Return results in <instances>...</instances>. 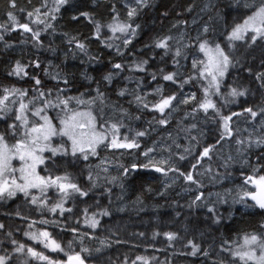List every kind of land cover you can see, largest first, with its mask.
I'll list each match as a JSON object with an SVG mask.
<instances>
[{"label": "trees", "instance_id": "16d2710c", "mask_svg": "<svg viewBox=\"0 0 264 264\" xmlns=\"http://www.w3.org/2000/svg\"><path fill=\"white\" fill-rule=\"evenodd\" d=\"M49 1L15 0L13 7L12 0H0V98L4 89L13 88L45 92L42 106L45 100L57 101V96L76 97L88 103L82 106L74 99L70 108L89 109L99 122L117 124L119 138H135L140 147L101 146L87 160L81 155L46 159L38 169L41 175L67 174L88 195L67 198L66 209L71 211L62 216L58 209L50 215L54 204L47 194L38 196L45 201L41 206L30 202L31 195H16L0 203V224L4 226L0 228V256H5L6 264H48L28 258L29 247L62 264L67 261L65 253H80L87 264H180L188 258L189 264H201L202 256L189 255V241L209 252V264H216L229 252L222 249L235 248L242 237L264 236V209L234 203L246 191L252 192L250 184L244 183L246 177L264 175V146L256 143L264 140V40L252 42L253 34L233 43L225 40L226 33L261 0H147L146 5L134 6L132 17L128 1L133 4L134 0H68L53 14ZM36 9L52 18L45 25L34 24ZM9 13L16 17L15 22ZM24 23L40 33L39 43L19 27ZM110 25H131L135 35H130L127 44L123 39L116 41ZM165 40L167 48L156 47ZM205 41L219 43L231 61L219 94L209 90L208 98L219 114L198 107L205 98V79L190 80L180 87L182 81L198 77L192 62L200 56L199 44ZM78 43L85 48L81 50ZM17 62L27 75L9 74ZM115 64L122 67L117 69ZM171 73H177L175 83L163 79ZM109 74L111 79H105ZM32 77L41 84L36 86ZM233 88L245 94L232 97ZM191 93L195 99L182 103ZM171 95L176 99L162 114L155 105ZM248 108L257 116L245 111ZM0 116H4L0 132H7L14 114ZM226 116H232L231 134L224 130L222 117ZM161 119L167 122L160 124ZM140 131L145 135L137 136ZM6 139L9 144L15 142L10 135ZM149 148L154 151L146 157L143 153ZM205 148L211 149L209 155L200 159ZM149 159L165 170L179 171L165 174L154 167H140ZM180 172H191L198 183L185 180ZM201 193L202 198L196 200ZM247 201L252 204L249 198ZM41 207L48 217L40 212ZM93 210L108 212L95 232L81 227L85 213ZM45 220L47 224L42 223ZM43 231L64 251L45 248L48 241L40 235ZM167 233L175 234L176 239L170 241ZM31 234L38 239H31ZM20 245L25 247L17 252Z\"/></svg>", "mask_w": 264, "mask_h": 264}, {"label": "snow or ice", "instance_id": "6c2138e0", "mask_svg": "<svg viewBox=\"0 0 264 264\" xmlns=\"http://www.w3.org/2000/svg\"><path fill=\"white\" fill-rule=\"evenodd\" d=\"M58 6H62L68 3V0H56ZM138 4H145L146 0H136ZM12 6L15 7V0H12ZM248 7V5H245ZM254 10L250 15L244 19L243 24L236 25L233 28L232 32L227 36L229 42L233 40H242L244 38V34L248 31H251L253 35L250 37L252 42H255L258 38H264V0H261L258 7L253 5ZM59 11V7L55 9ZM135 9L129 11V17H132L135 14ZM35 12L39 14L40 10L36 9ZM29 17L33 15L32 12L27 13ZM85 17L88 16V13H81ZM9 18L12 21H16V17L9 13ZM77 17H73L76 19ZM55 19V17H53ZM19 27L23 29L24 32L32 33L33 38L39 43L40 33L38 31H34L27 23L19 24ZM51 27V25H49ZM112 28L113 32L119 31L124 34L129 33V29L132 27L131 25H116L115 27L109 26ZM137 27H139L137 25ZM207 31V29H205ZM96 32L99 34L100 26H96ZM131 35H135V29H132ZM3 39V37H0ZM170 39V38H169ZM128 39H125V44L129 43ZM81 50L85 48L84 44H77ZM156 47L159 48H167V41H161L156 44ZM199 51L202 52L205 56V60L194 59L192 62L193 69H198V77L193 76L188 80H184L180 83V87L183 88V85L189 83L190 80L195 79H205L207 80V86L203 88L205 98L202 102L199 103V109H202L205 113L208 112L209 109H212L219 114V109L216 107V104L209 99V90L215 89L213 94H219L220 89V79L225 76L228 71L229 65L231 63L229 55L226 54L223 48H221L220 44L217 43L215 47H210L207 44V41L199 44ZM176 56L180 55L179 50L175 53ZM147 61H142V64H146ZM36 67H39V63H36ZM115 68L120 69L122 65L115 64ZM143 70V68H141ZM21 73L27 75L24 67L17 62L16 66L13 68L10 75L20 76ZM177 73L166 74L163 76L165 81L176 82ZM156 79L155 75L152 77ZM210 78V79H209ZM259 78V77H258ZM36 86L41 84L40 79L36 77H32ZM105 79L110 80L111 74L105 77ZM67 83V81H65ZM38 90V89H37ZM5 93L2 98H0V113H6L8 111L7 106L5 105V101L9 99L10 95H15L19 93L21 97L27 95V90H22L18 88H13L11 90L4 89ZM51 93L49 92L48 95ZM245 93L242 91H237V89L233 88L230 92L232 97L243 96ZM102 95V94H100ZM120 95H124L123 92ZM40 97H45L46 94L43 91H39ZM76 100L78 104L88 103L84 100H80L76 97H66L61 99L57 96V102L53 103L52 101L45 100L44 106L36 108L35 110L29 109V104L32 101H29V104H25L21 102L19 104V109L14 116V122L7 125V132H0V199H3L5 195L7 197H14L17 193H22L25 197L30 196L31 189H38L41 193H45L46 190L50 187H55L58 189L60 193H62V199L59 203L55 204L54 207L50 208V211L56 212L57 209L60 210L61 214L64 211H71V208L65 209L63 207L64 202L69 198L73 193H78L80 196H87L88 192L83 190L77 183L71 182L70 177L65 174L64 176H51V175H41L37 168L39 165L45 164L46 159H50L51 157L46 158L43 154L45 152H50L52 156L57 154L61 155H72L76 157L79 153L84 160L89 158V155H97V149L101 146L105 148H139V143L133 138L129 140L127 136L123 138V142H118L117 133L119 131L118 125L113 123L111 125H107L106 123H101L98 121L97 116L92 113L91 110L83 111V110H73L69 107V104L72 100ZM139 99V97H137ZM176 99L175 95H171L168 97H164L161 101L155 105V108L158 109L162 114L164 110L172 105V101ZM189 99H195V93H191L190 96L183 101L182 103H188ZM51 108H60V112L57 113L55 119L58 120L57 123H53V117H50L47 114V109ZM147 107V105H145ZM26 110L30 111L31 116L37 117V120H30L28 113ZM245 111L249 112L252 117L257 116V112L253 111L251 108L245 109ZM261 112L264 113V108L261 109ZM232 115H239L238 113H232ZM0 119H4V116H0ZM232 119V116L222 117L224 122V130L231 134V130L229 128V121ZM19 122V123H17ZM167 121L161 119L159 121L160 124H165ZM195 127V125H193ZM11 136L14 138L15 142L9 144L6 139L7 136ZM137 136H144L145 132L140 131L136 133ZM61 137L66 138V140L62 139L59 144H53V138ZM223 134L221 135V139H223ZM243 143V141H240ZM260 146H264V140H259L256 142ZM210 148H205L203 153L201 154L200 159L203 157H207L210 152ZM153 148L147 149L143 155L148 157L151 152H153ZM184 159V157H180ZM20 161L19 167L13 165V161ZM199 162V160H198ZM160 163H167L166 161H160ZM136 168V165L132 166ZM145 169L149 167H154L157 172H164L167 174V171H179L177 168L169 167L167 170L156 166L153 163L152 159H149L147 163L140 165ZM196 165L193 164L192 168L195 169ZM259 171V169H256ZM128 169H125V174H127ZM180 175L185 178V180L190 181L192 183H198L192 175L191 172L184 173L180 172ZM91 179V176H89ZM245 184H251L255 186L256 191H246L239 199L235 200L234 203L244 204L246 208H250L253 206H258L260 209H264V175L257 176H248L245 178ZM203 193L196 197V200H200ZM245 197L249 198L254 202V205L246 203ZM32 204L37 203V197L35 195H31ZM45 201H41V204H44ZM209 212H213V208L208 209ZM100 215H108V212L105 210L100 213ZM216 222H219L218 220ZM42 223L47 224L48 221H42ZM89 226L95 228L99 224V220L95 218V215L88 221ZM4 226L0 224V228ZM264 228V224L261 225ZM73 232L76 229H72ZM29 235L28 233H25ZM42 237L45 238L47 243L44 244L45 248H49L51 251L55 252L57 250L63 252L64 249L61 247L56 240L50 238V233L47 231H43L40 233ZM168 239L174 240L176 239V235L173 233L166 234ZM31 239L37 240L38 237L35 234H31ZM15 243V241H13ZM245 245H255V247H250L247 251H236L230 252L232 260L235 261L237 258L243 262V264H248L249 261L254 262V264H264V238L258 236L256 234H252L250 237H244ZM189 245L191 246V252L189 255L196 256L200 251L199 245L189 241ZM25 245H20L16 251H22ZM69 248H71V243H69ZM223 251H230L229 249H222ZM257 250L259 254H257ZM83 251H87V249H83ZM28 252L31 255L41 261H47L48 264H61L59 261H53L49 256L45 255L43 252H37L33 248L29 247ZM205 256L208 255L207 252L203 253ZM67 255V261L64 264H85V260L81 257L80 253H65ZM137 259H143L138 257ZM0 264H5V257H0ZM135 264V262H133ZM219 264H225L224 261H220Z\"/></svg>", "mask_w": 264, "mask_h": 264}, {"label": "rangeland", "instance_id": "374dc122", "mask_svg": "<svg viewBox=\"0 0 264 264\" xmlns=\"http://www.w3.org/2000/svg\"><path fill=\"white\" fill-rule=\"evenodd\" d=\"M146 1H147V0H146ZM128 3H129L128 6L131 7L132 9L134 8L135 5H140V6L143 5V4H138V3L136 2V0L133 1V4H132L130 1H128ZM56 7H60V6L57 5L56 0H50V1H49V7H48V8H49V10L51 11L52 14H53V11H55ZM35 18H36V19L34 20V24H36V25H45L46 22L49 21L52 17H49V14H48V13H41V12H39V14H37V13L35 14ZM8 19H9V18H8ZM31 19H32V18H30V20H31ZM243 22H244V20H243L240 24H243ZM48 24H50V22H48ZM112 26L115 27L116 25H112ZM235 27H236V26H234V28H235ZM206 29L208 30V28H206ZM204 30H205V29H204ZM232 30H233V29H232ZM232 30L226 33V35H225V40L228 41L227 36L232 32ZM112 32H113V31H112ZM247 34H253V33H252L251 31H248L246 34H244V36H246ZM130 35H131V29H129V33H128V34H124V33H121V32H119V31H116V32H113V39L116 40V41H118V40H120V39H123V40L125 41V39H128V40L130 39ZM258 39H263V40H264V38H258ZM236 41H240V40H233V41H231L230 43H233V42H236ZM228 42H229V41H228ZM202 43H203V42H202ZM207 44H208V46L214 48L215 45H216L217 43L209 44V43L207 42ZM221 48H222V47H221ZM197 59L205 60L206 58H205L204 54H203L202 52H200V56H199ZM226 74H227V73H226ZM226 74H225L224 77L219 78V79H220V87H221V85H222V83H223V81H224V79H225V77H226ZM21 76H22V75H21ZM209 79H210V78H209ZM204 81H205V80H204ZM206 82H207V80H206ZM211 90H212L213 92H215V89H214V88L211 89ZM6 94H8V93H4V95H6ZM4 95H3V96H4ZM42 99H43V97H40L37 91L31 92V93L27 92V95H26V96H23V97H21V96L19 95V93H16L15 95H10V94H9V99H8L7 101H5V105L7 106V109H8V111L6 112V114H7V115H13V114H14V116H15V114L17 113V110L19 109V104H20L21 102H23V103H25V104H29V101H32V103L29 104V109H31V110H35L36 108L42 107V105H41ZM52 102L55 103V102H57V101H52ZM69 105H70V104H69ZM71 105H74V103H71ZM82 106H86V104H83ZM77 110L87 111V110H89V109L83 108V109H77ZM26 112L28 113L30 120H37V119H38L37 117L31 116L29 110H26ZM57 113H60V112H59V108H52V109H49V110L47 111V114H48L50 117H53V118H54V119H53V123H57V124H58V120L55 119V117L57 116ZM106 119H107V118H106ZM17 123H19V122H17ZM117 137H118V142H123V141L119 138L118 135H117ZM62 139L66 140V138L55 137V138H53L52 143H53L54 145H55V144H59V143L61 142ZM109 149H112V148H109ZM43 155H44L46 158H48V157L55 158V157H57V156H64V157L72 156V155H70V154H69V155H61V154H57V155H55V156H52L50 152H45ZM77 155H80V154L78 153ZM45 162H46V161H45ZM13 165L16 166V167H19V165H20V161H18V160H14V161H13ZM40 166H42V165H39V166H38L37 171H38V169H39ZM250 187H251V189L253 188L251 184H250ZM197 193H198V192H197ZM46 194H47V197H48L49 202L54 204L52 207L55 206L57 200H61V199H62V195H63V194H61V193L58 191V189L55 188V187H50V188H48V189L46 190L45 193H41L38 189H31V190H30V195H35V196L37 197V202H38V204H39L40 206H41V201H42V200H41L40 198H38V196L44 198ZM76 194H78V193H73L71 196L76 195ZM17 195H23V194H22V193H17ZM71 196H70V197H71ZM14 197H15V196H14ZM14 197H7V196L5 195V197H4L3 199H0V203L8 202V201H10L11 199H13ZM201 198H202V197H201ZM239 198H240V197H239ZM245 200L247 201V197H245ZM247 202H248V201H247ZM64 203H66V204H65V205L63 204V207L66 209L67 202L65 201ZM240 206H242V205H240ZM38 207H39V206H38ZM242 207H243V206H242ZM41 208H42V207H41ZM42 210H43V208H42ZM58 210H59V209H58ZM59 211H60V210H59ZM40 212L43 213V214H45V216H47V217L49 216V214L46 213L44 210H43V212H42V211H40ZM64 213L67 214L68 211H64L63 214H61V212H60V215L62 216V215H64ZM54 214H55V212L50 211V215L54 216ZM93 215H95V218H96L97 220H99V223L101 222V220H102L103 218L108 217V215H100V213H98V212H96V211H94V210H93L92 212H88L87 214L85 213V215H84V219H83V221H82V223H81V227L84 228L85 230H89V231H93V232H95V231L97 230L99 224H98L97 227L92 228V227L89 226V223H88V221L91 220V218L93 217ZM263 233H264V230H263ZM244 237H245V236H244ZM244 237H242V238L238 241L237 246H236L235 248H231V249H230V252H236V251H247L250 247H255V245H245V244H244ZM249 237H250V236H249ZM261 237L264 238V236H261ZM60 252H61V251H60ZM257 254H259V251H258V250H257ZM80 255H81V254H80ZM27 256H28V258H33V256H32L31 253H29V252H27ZM0 257H5V256L2 255V256H0ZM81 257H82V256H81ZM238 260H239V259H238ZM239 261H240V260H239ZM6 262H7V259L5 258V264H6ZM240 262L243 264L242 261H240ZM61 264H62V263H61ZM85 264H87L86 261H85ZM248 264H254V262L249 261Z\"/></svg>", "mask_w": 264, "mask_h": 264}, {"label": "flooded vegetation", "instance_id": "af4514ba", "mask_svg": "<svg viewBox=\"0 0 264 264\" xmlns=\"http://www.w3.org/2000/svg\"><path fill=\"white\" fill-rule=\"evenodd\" d=\"M203 253H204L203 251H199V252L197 253V254H199L200 256L203 257V258H202V261H201V264H209V260H208L209 252H207V253H208L207 256H205ZM210 255H211V254H210ZM189 257H191V256H189ZM218 260H219V261H218V263H216V264H219L220 261H226L225 264H242V263L238 260V258H237L235 261L232 260V257H231V255H230V251L227 253L225 260H221V259H218ZM180 264H189V258H188V259H184L183 262L180 263Z\"/></svg>", "mask_w": 264, "mask_h": 264}, {"label": "water", "instance_id": "95a60500", "mask_svg": "<svg viewBox=\"0 0 264 264\" xmlns=\"http://www.w3.org/2000/svg\"><path fill=\"white\" fill-rule=\"evenodd\" d=\"M134 169L136 170L137 168H134ZM255 191H256V188H255ZM255 191H254V192H255ZM250 201H251V200H250ZM251 202L254 203L253 201H251ZM257 207H258V206H257ZM258 208H259V207H258ZM259 209H260V208H259Z\"/></svg>", "mask_w": 264, "mask_h": 264}]
</instances>
